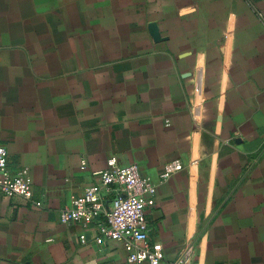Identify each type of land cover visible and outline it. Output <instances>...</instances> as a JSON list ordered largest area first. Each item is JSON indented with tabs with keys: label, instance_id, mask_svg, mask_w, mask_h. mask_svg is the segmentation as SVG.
<instances>
[{
	"label": "crops",
	"instance_id": "obj_1",
	"mask_svg": "<svg viewBox=\"0 0 264 264\" xmlns=\"http://www.w3.org/2000/svg\"><path fill=\"white\" fill-rule=\"evenodd\" d=\"M0 144L33 191L0 264H127L59 219L111 159L156 185L159 264H264V0H0Z\"/></svg>",
	"mask_w": 264,
	"mask_h": 264
},
{
	"label": "built area",
	"instance_id": "obj_2",
	"mask_svg": "<svg viewBox=\"0 0 264 264\" xmlns=\"http://www.w3.org/2000/svg\"><path fill=\"white\" fill-rule=\"evenodd\" d=\"M181 163H168L161 179L181 169ZM98 181L87 185L81 194H71L59 213L62 223L78 222L88 226L96 222L95 240L110 239L120 242L127 251V264H159L163 259V248L159 242L148 240L146 211L155 204L156 185L142 175L138 165L131 163L117 166L113 159L108 167L94 172ZM0 193L7 197L32 198L31 180L25 167L12 170L8 163V152L0 144ZM112 195L105 203V194ZM37 206L40 201L34 202ZM81 241L84 242L83 237ZM175 264H189L182 255Z\"/></svg>",
	"mask_w": 264,
	"mask_h": 264
}]
</instances>
